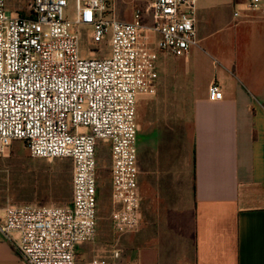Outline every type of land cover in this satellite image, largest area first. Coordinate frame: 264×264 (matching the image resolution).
<instances>
[{"label":"built area","instance_id":"obj_1","mask_svg":"<svg viewBox=\"0 0 264 264\" xmlns=\"http://www.w3.org/2000/svg\"><path fill=\"white\" fill-rule=\"evenodd\" d=\"M33 0L28 16L13 15L0 0V146L24 141L33 158H68L74 167L68 206L10 205L0 232L27 264H76V248L94 241L98 226L100 142L110 146L112 214L119 234L142 221L137 159V100L154 95L157 48L187 57L198 46L197 0H153L132 22L116 18L108 0ZM264 14V0H246L235 13ZM145 14L151 15V22ZM96 44L109 41L110 56L81 55L78 30ZM211 84L209 99L223 100ZM121 251L92 264H121Z\"/></svg>","mask_w":264,"mask_h":264},{"label":"crops","instance_id":"obj_2","mask_svg":"<svg viewBox=\"0 0 264 264\" xmlns=\"http://www.w3.org/2000/svg\"><path fill=\"white\" fill-rule=\"evenodd\" d=\"M142 1L108 0L123 22L153 2ZM244 1L197 0L198 46L170 74L162 56L171 54L151 35L157 89L136 109L141 225L115 231L112 178L111 214L101 215L98 168L97 234L77 246L76 264L115 249L121 264H264V14L236 17ZM213 83L223 100L209 99ZM8 206L0 200V222ZM0 264H27L1 232Z\"/></svg>","mask_w":264,"mask_h":264},{"label":"rangeland","instance_id":"obj_3","mask_svg":"<svg viewBox=\"0 0 264 264\" xmlns=\"http://www.w3.org/2000/svg\"><path fill=\"white\" fill-rule=\"evenodd\" d=\"M153 0H144L141 6ZM33 0H7V10L14 15L26 16ZM76 3L69 1L66 11L69 19L74 20ZM81 39V55L89 58L93 52L95 58L110 56L109 41L96 44L90 40L85 29L78 30ZM166 61L165 72L171 73V63L178 58L174 55L162 56ZM100 176L101 215L108 220L111 209L109 204V183L111 179V153L106 142H100L97 151ZM74 167L68 158H33L24 141H13L2 150L0 146V200L6 205L61 206L69 205L73 199ZM113 214V213H112ZM111 214V215H112Z\"/></svg>","mask_w":264,"mask_h":264}]
</instances>
